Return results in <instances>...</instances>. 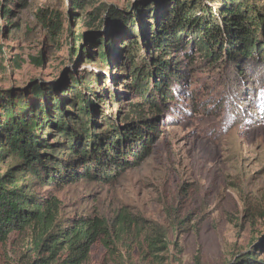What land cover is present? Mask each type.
<instances>
[{
  "label": "rangeland",
  "instance_id": "rangeland-1",
  "mask_svg": "<svg viewBox=\"0 0 264 264\" xmlns=\"http://www.w3.org/2000/svg\"><path fill=\"white\" fill-rule=\"evenodd\" d=\"M138 1L0 0V90L15 88L14 95L23 92L29 102L61 96L63 106L71 109L70 86L92 71L101 77L96 87L101 91L97 100L106 98L99 101L103 112L120 121L128 112L125 103L137 100L127 87L131 75L123 64L132 54L141 61L144 53L141 47L134 53V44L129 47L126 41L136 38L146 45L132 20L158 25L163 9L174 2L145 0L133 8ZM242 1L251 6L253 0ZM203 2L217 12V1ZM108 6L121 13L112 25ZM99 17L104 26L84 43L88 31L100 28ZM98 36L109 42L111 66L99 63L100 44L93 39ZM187 42V51L195 55H174L181 74L176 99L166 107L145 160L111 181L86 177L31 188L58 197L61 225L82 215L112 221L125 210L145 230L168 241L167 247L148 253L146 244L131 251L119 245L109 252L97 243L83 264H264V57L237 65L223 53L212 64L192 37ZM90 55L94 62L85 61ZM35 79L42 84L25 87ZM35 88L44 95L34 96ZM5 98L6 93L0 95V117ZM102 115L95 114L99 122ZM51 130L47 138L53 142L57 135ZM10 163L1 164L0 172ZM35 234L32 228L12 232L0 244V264L33 263L38 257Z\"/></svg>",
  "mask_w": 264,
  "mask_h": 264
},
{
  "label": "trees",
  "instance_id": "trees-1",
  "mask_svg": "<svg viewBox=\"0 0 264 264\" xmlns=\"http://www.w3.org/2000/svg\"><path fill=\"white\" fill-rule=\"evenodd\" d=\"M212 1H217L216 13L203 0H174L161 12L158 25L151 20L142 24L132 20L146 45L136 38L126 41L129 47L134 44V53L140 47L144 53L141 61H135L132 54L123 64L131 75L127 87L136 92L137 100L125 103L128 112L120 115V121L103 112L99 101L106 98L97 100L101 91L96 87L101 77L92 71L70 86L71 109L63 106L61 96L50 102H29L23 92L14 95L15 88L0 90V95L6 93L1 102L0 165L11 160L6 171L0 172V244L14 231L34 229L38 257L30 264H83L97 243L109 252L119 245L131 251L146 244V253L167 247L165 238L145 230L138 218L125 210L112 221L82 215L61 225L58 197L38 195L31 188L63 186L86 177L111 181L145 160L152 151L154 131L166 117V107L176 99L174 87L179 85L181 74L174 55H195L187 51L189 37L212 64L218 63L223 53L227 59L237 60V65L255 62L254 56L264 57V4L254 0L251 6L242 0ZM107 13L110 25L121 15L109 6ZM150 18L156 19L153 15ZM101 20H97L99 27L103 26ZM145 29L150 32L148 37L143 34ZM93 39L100 44L99 63L113 65L106 38ZM85 61L95 60L90 55ZM89 92L96 96L91 98ZM33 95L43 96L44 90L35 88ZM99 111L102 122L95 116ZM51 129L57 135L53 142L47 138ZM62 137L67 143L59 140Z\"/></svg>",
  "mask_w": 264,
  "mask_h": 264
},
{
  "label": "water",
  "instance_id": "water-1",
  "mask_svg": "<svg viewBox=\"0 0 264 264\" xmlns=\"http://www.w3.org/2000/svg\"><path fill=\"white\" fill-rule=\"evenodd\" d=\"M143 1H145V0H139L137 3H135L134 5H133V8H135L139 3H141V2H143ZM111 7V6H110ZM101 25H103L104 26V23L102 22L101 23ZM101 31V27L100 28H94V29H92V30H90V31H88L85 35H84V43H86L87 42V39H89L91 36H93V35H96L97 33H99ZM83 48V45L81 46V49ZM42 84V81H37L36 79L35 80H33V81H30L25 87H30V86H34V85H41Z\"/></svg>",
  "mask_w": 264,
  "mask_h": 264
}]
</instances>
